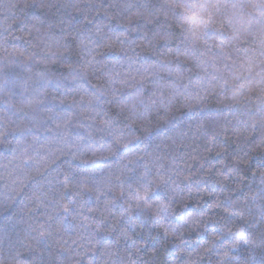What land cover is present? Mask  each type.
Masks as SVG:
<instances>
[{
    "label": "trees",
    "instance_id": "trees-1",
    "mask_svg": "<svg viewBox=\"0 0 264 264\" xmlns=\"http://www.w3.org/2000/svg\"><path fill=\"white\" fill-rule=\"evenodd\" d=\"M171 2L0 0V264H264V0Z\"/></svg>",
    "mask_w": 264,
    "mask_h": 264
},
{
    "label": "clouds",
    "instance_id": "clouds-1",
    "mask_svg": "<svg viewBox=\"0 0 264 264\" xmlns=\"http://www.w3.org/2000/svg\"><path fill=\"white\" fill-rule=\"evenodd\" d=\"M166 7L169 11L175 10L178 16L182 13V22L188 32L189 40L192 44H196V25L198 20L206 14L208 6L199 3H185L183 0H172Z\"/></svg>",
    "mask_w": 264,
    "mask_h": 264
},
{
    "label": "snow or ice",
    "instance_id": "snow-or-ice-1",
    "mask_svg": "<svg viewBox=\"0 0 264 264\" xmlns=\"http://www.w3.org/2000/svg\"><path fill=\"white\" fill-rule=\"evenodd\" d=\"M211 34L212 33L205 32V36H208V35H211ZM220 35L223 36V33L221 32ZM220 47H221V51H223V42H221ZM169 75H172V73H169ZM176 75L179 76V73H177ZM262 79H264V78H262ZM252 127L255 128V125H253ZM245 163H247V162H245ZM261 175H262V177H264V173H262ZM141 200L144 202V206L147 207L148 205H147L146 197H139L138 201H141ZM138 206H140L139 203H138Z\"/></svg>",
    "mask_w": 264,
    "mask_h": 264
}]
</instances>
